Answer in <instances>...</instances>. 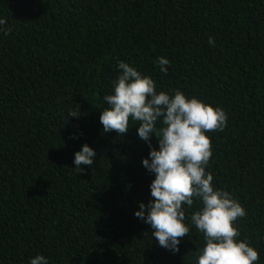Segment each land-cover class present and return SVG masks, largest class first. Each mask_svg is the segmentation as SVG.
<instances>
[{
  "label": "trees",
  "instance_id": "obj_1",
  "mask_svg": "<svg viewBox=\"0 0 264 264\" xmlns=\"http://www.w3.org/2000/svg\"><path fill=\"white\" fill-rule=\"evenodd\" d=\"M0 18L12 28L0 31V264H198L206 241L190 217L202 203L183 206L190 231L177 253L134 214L155 174L139 122L103 132L118 61L157 93L226 113L224 131L206 133V172L246 210L236 239L264 264V0H0ZM84 144L97 157L79 173Z\"/></svg>",
  "mask_w": 264,
  "mask_h": 264
},
{
  "label": "clouds",
  "instance_id": "obj_2",
  "mask_svg": "<svg viewBox=\"0 0 264 264\" xmlns=\"http://www.w3.org/2000/svg\"><path fill=\"white\" fill-rule=\"evenodd\" d=\"M0 31L6 35L12 32L6 18H0ZM209 44H215L212 37ZM155 63L162 73H167V58L159 57ZM118 68L121 74L114 82V94L103 97L109 106L100 116L103 132L115 131L123 136L129 131L130 118L139 122L138 137L150 149L149 157L142 163L155 174L150 185L152 199L147 205L141 202L135 216L150 225L151 235L160 247L177 253L181 239L188 237L190 231L184 223L183 206L191 208L194 200L198 201L202 207L190 217L206 241L198 264H256L258 251L236 239L240 232L235 222L246 216V210L227 191L215 189L213 175L206 172L212 158V142L206 133L223 132L226 113L195 97L189 99L180 91L174 96L157 93L154 80L142 76L127 62L118 61ZM80 115L78 106L69 112V118ZM153 134L158 149L152 146ZM96 157L93 148L82 145L74 155L75 168L79 173L85 171L83 166L91 167ZM29 264H48V259L37 255Z\"/></svg>",
  "mask_w": 264,
  "mask_h": 264
}]
</instances>
